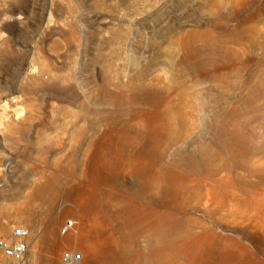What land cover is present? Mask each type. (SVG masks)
<instances>
[{"label":"rangeland","instance_id":"rangeland-1","mask_svg":"<svg viewBox=\"0 0 264 264\" xmlns=\"http://www.w3.org/2000/svg\"><path fill=\"white\" fill-rule=\"evenodd\" d=\"M16 226L23 264H264V0H0Z\"/></svg>","mask_w":264,"mask_h":264},{"label":"built area","instance_id":"built-area-1","mask_svg":"<svg viewBox=\"0 0 264 264\" xmlns=\"http://www.w3.org/2000/svg\"><path fill=\"white\" fill-rule=\"evenodd\" d=\"M75 222L65 221L59 228V234L65 236L75 232ZM29 231L22 226H16L12 229L10 237L0 236V264L6 260L8 264H23L28 252L27 238ZM82 255L78 251L64 250L61 252L56 264H80Z\"/></svg>","mask_w":264,"mask_h":264},{"label":"crops","instance_id":"crops-1","mask_svg":"<svg viewBox=\"0 0 264 264\" xmlns=\"http://www.w3.org/2000/svg\"><path fill=\"white\" fill-rule=\"evenodd\" d=\"M28 242V241H27Z\"/></svg>","mask_w":264,"mask_h":264}]
</instances>
